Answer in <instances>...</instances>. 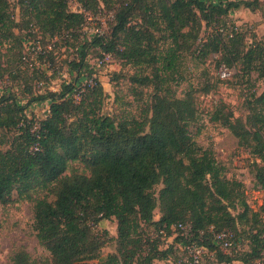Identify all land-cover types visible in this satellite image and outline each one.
I'll list each match as a JSON object with an SVG mask.
<instances>
[{
	"label": "trees",
	"instance_id": "1",
	"mask_svg": "<svg viewBox=\"0 0 264 264\" xmlns=\"http://www.w3.org/2000/svg\"><path fill=\"white\" fill-rule=\"evenodd\" d=\"M11 1L16 2L18 18ZM76 1L81 11L70 10L69 0H0V76L7 74L13 81L25 77L22 45L34 36V28L44 37L66 42L82 28L87 13L95 14L102 6L111 12L110 31L93 34L79 46V59L68 62L77 73L84 72L82 78L63 82L59 90L24 88L27 101L23 104L12 89L0 92V128L13 131L6 140L5 134L0 138V203L9 202L13 191L33 202L36 237L51 255L50 261L35 263L20 249L12 254L11 264H96L102 241L94 224L112 218L117 252L99 264H152L166 258L173 246L159 249L158 236L181 230L178 224L188 231L183 234L181 230L174 243L204 245L212 252L207 260L264 264V199L258 210H251L241 182L226 176L225 167L210 150L196 149L188 131L197 116L192 89L176 97L157 85L150 115L145 111L139 118L115 119L102 112L105 92L86 61L88 47L98 46L103 55L152 67L161 60L164 71H173L179 51L189 49L204 27L208 32L199 56L216 54L218 65L238 67L237 76L255 72L257 78H264V38L254 30L247 34L229 18L240 7L259 10L264 18V0ZM136 14L148 25L158 26L156 19L165 25L164 37L172 45L160 56L153 53L152 35L141 23L131 24ZM5 45L18 51L12 52L13 67L7 70L2 65ZM46 53L53 62L52 52ZM32 67L31 76L38 77L40 72L45 77L46 70ZM154 77L160 84L157 68ZM134 80L145 82L149 77ZM43 101L49 103L44 118L25 115L27 106ZM247 109L245 120L215 119L260 159V163L253 162L252 172L264 192V90L252 94ZM73 161L82 162L89 174L66 173ZM36 192L43 195L33 196ZM156 208L160 211L157 219ZM231 209L239 212L233 215ZM238 225L248 227L243 231L247 250L235 256ZM143 226L153 228L156 236L144 233ZM220 231L233 234L230 254L213 240V232Z\"/></svg>",
	"mask_w": 264,
	"mask_h": 264
},
{
	"label": "rangeland",
	"instance_id": "2",
	"mask_svg": "<svg viewBox=\"0 0 264 264\" xmlns=\"http://www.w3.org/2000/svg\"><path fill=\"white\" fill-rule=\"evenodd\" d=\"M147 3L152 0H144ZM218 1V0H212ZM69 9L81 11L82 8L76 0H69ZM102 6V5H101ZM13 14L18 18V10L15 1H11ZM87 18L82 28L67 37V41L61 38L44 37L34 28L33 37L22 45L23 62L22 69L25 77L21 79H10L9 75L0 76V92L12 89L16 92L17 100L21 104L27 101L24 88L31 87L32 90L44 92L45 90H59L63 82H73L74 79L82 78L84 72L77 73L69 64V60H78V48L84 42L91 40L96 30L99 33H108L111 28V12L102 6L95 13H87ZM136 14L131 18V24L141 25L152 35L154 54L160 56L171 44L169 38L164 37L167 33L161 20L156 19L158 26L148 25L145 20ZM155 15L158 17V8L155 7ZM229 18L244 30H254L258 37L264 38V18L259 10L252 11L245 7L232 11ZM208 29L202 28L199 37L187 50L179 51L176 67L173 71H164V63L158 60L154 67L138 65L119 59L114 55L104 54L98 46H89L86 54V61L92 69V76L99 79L103 86L105 96L102 103V112L115 119L123 116L142 117L148 111L158 86H162L164 92L176 97H182L188 90L192 89L197 116L194 122L189 124L188 131L196 149L210 150L211 155L225 167L226 176L241 182V188L246 202L251 210L256 211L263 203L264 192L255 183L252 172L253 162L260 163V159L253 156L249 150L238 144L237 138L224 126L219 119L223 116H230L232 119L239 117L246 119L248 114L247 101L252 94L258 95L264 90V78H257L252 72L249 77L237 76L238 67H225L217 64V55L209 54L205 57L199 56L198 51L202 39ZM47 50L52 52L53 62L46 55ZM3 53L2 65L9 69L13 67L10 61L14 58L7 45L1 49ZM152 53V54H153ZM50 55V54H49ZM42 56V57H41ZM32 66H38L46 70L45 77L31 76ZM48 67V68H47ZM157 68L161 75L159 79L154 77ZM148 76L145 82L135 81V77ZM157 79V80H156ZM26 80V81H24ZM28 82V83H27ZM75 82V81H74ZM82 83V84H81ZM85 80L79 82L81 86ZM27 84V87H26ZM207 88V90H205ZM162 92V91H161ZM77 98V96H75ZM49 110L47 101L35 102L27 106L25 115L34 119L44 118ZM5 134V140L13 134L12 130L0 128V138ZM6 144V143H5ZM72 171L89 174L83 163L80 161L70 162L66 173ZM161 184L155 186L156 192ZM43 193L36 192L33 196H42ZM52 199V196L48 197ZM239 209V208H238ZM231 209L233 215L239 210ZM160 216L158 208L154 210V218ZM33 202L19 198L15 191L12 192L11 200L7 203H0V264H11V256L15 251L25 250L30 259L35 263L50 261V253L39 243L34 230ZM247 226L238 225L233 255L240 256L241 252L247 250V241L243 231ZM100 240L102 241L99 257L94 260L99 264L108 254L116 253L118 243L116 241V220L102 219L94 224ZM144 233L155 237L156 231L153 228L143 226ZM104 231L106 233H104ZM181 230H174L169 235L158 236V248L165 249L172 244L173 248L166 258L155 259L152 264H178L182 257L180 244H175V238ZM175 244V245H173ZM264 255L262 256V258ZM134 264V263H133ZM139 264V263H137ZM205 264H245L241 260L233 259L229 263L219 262L214 258L206 259Z\"/></svg>",
	"mask_w": 264,
	"mask_h": 264
},
{
	"label": "built area",
	"instance_id": "3",
	"mask_svg": "<svg viewBox=\"0 0 264 264\" xmlns=\"http://www.w3.org/2000/svg\"><path fill=\"white\" fill-rule=\"evenodd\" d=\"M95 33H99V31L96 30ZM178 228L183 231V234L188 231V228L181 224H178ZM213 240L223 252L230 254L233 248V234L230 231L213 232ZM179 248L182 252L180 262L184 264H205L206 259L212 257V252L204 245L188 243L180 245ZM117 264L124 263L118 262Z\"/></svg>",
	"mask_w": 264,
	"mask_h": 264
}]
</instances>
